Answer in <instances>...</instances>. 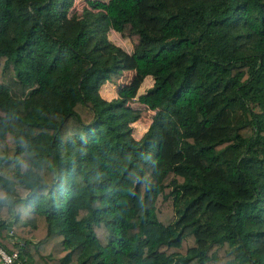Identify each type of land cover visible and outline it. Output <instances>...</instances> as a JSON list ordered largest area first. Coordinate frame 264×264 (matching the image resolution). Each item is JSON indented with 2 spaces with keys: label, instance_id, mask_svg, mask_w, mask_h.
Listing matches in <instances>:
<instances>
[{
  "label": "trees",
  "instance_id": "trees-1",
  "mask_svg": "<svg viewBox=\"0 0 264 264\" xmlns=\"http://www.w3.org/2000/svg\"><path fill=\"white\" fill-rule=\"evenodd\" d=\"M74 1L0 0L10 264H264V0Z\"/></svg>",
  "mask_w": 264,
  "mask_h": 264
},
{
  "label": "rangeland",
  "instance_id": "rangeland-1",
  "mask_svg": "<svg viewBox=\"0 0 264 264\" xmlns=\"http://www.w3.org/2000/svg\"><path fill=\"white\" fill-rule=\"evenodd\" d=\"M84 2L85 0H75L72 9L80 10L85 4ZM64 24L68 30L75 28V24L70 20L64 21ZM110 38L121 47L123 54H129L137 42V36L130 34L128 26H124L120 32H113L110 34ZM126 62V66L120 69L117 76H113L109 81L103 80L100 82L97 88V92L100 95H103L105 98L116 97L119 95L122 87L138 88V92H142L151 84L152 80L150 77L139 79L130 61ZM125 98L128 104L134 105L140 109L139 118L132 122L133 135L138 138L148 127L154 111L140 104L135 96Z\"/></svg>",
  "mask_w": 264,
  "mask_h": 264
},
{
  "label": "clouds",
  "instance_id": "clouds-1",
  "mask_svg": "<svg viewBox=\"0 0 264 264\" xmlns=\"http://www.w3.org/2000/svg\"><path fill=\"white\" fill-rule=\"evenodd\" d=\"M15 199L16 196L13 192L0 190V210H7L9 207L12 206Z\"/></svg>",
  "mask_w": 264,
  "mask_h": 264
},
{
  "label": "built area",
  "instance_id": "built-area-1",
  "mask_svg": "<svg viewBox=\"0 0 264 264\" xmlns=\"http://www.w3.org/2000/svg\"><path fill=\"white\" fill-rule=\"evenodd\" d=\"M16 256L17 254L15 252L13 254H9L0 246V260L3 262V264L12 263Z\"/></svg>",
  "mask_w": 264,
  "mask_h": 264
},
{
  "label": "crops",
  "instance_id": "crops-1",
  "mask_svg": "<svg viewBox=\"0 0 264 264\" xmlns=\"http://www.w3.org/2000/svg\"><path fill=\"white\" fill-rule=\"evenodd\" d=\"M84 3H86V0H85V2ZM70 20V19H69ZM69 20H66V21H69ZM70 21H72L75 25H76V23L73 21V20H70ZM125 26H128V29H129V25L128 24H126ZM124 27V26H123ZM136 36V35H135ZM114 76H117V74H115ZM113 77V76H112ZM107 81H109V80H107ZM103 96V95H102ZM104 97V96H103ZM107 99H109V97H106ZM137 102V101H136ZM133 107H136V106H134V105H132ZM137 108V107H136ZM139 109V108H138ZM0 264H3V262L0 260Z\"/></svg>",
  "mask_w": 264,
  "mask_h": 264
},
{
  "label": "water",
  "instance_id": "water-1",
  "mask_svg": "<svg viewBox=\"0 0 264 264\" xmlns=\"http://www.w3.org/2000/svg\"><path fill=\"white\" fill-rule=\"evenodd\" d=\"M8 229L10 230V229H11V227H8Z\"/></svg>",
  "mask_w": 264,
  "mask_h": 264
}]
</instances>
